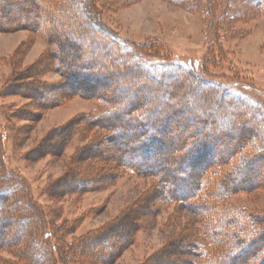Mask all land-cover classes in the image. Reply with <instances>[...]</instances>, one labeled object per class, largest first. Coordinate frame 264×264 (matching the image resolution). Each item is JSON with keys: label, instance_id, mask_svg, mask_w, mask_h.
Wrapping results in <instances>:
<instances>
[{"label": "trees", "instance_id": "trees-1", "mask_svg": "<svg viewBox=\"0 0 264 264\" xmlns=\"http://www.w3.org/2000/svg\"><path fill=\"white\" fill-rule=\"evenodd\" d=\"M22 1L27 5H20L19 0H0V3L6 8L17 5L32 16L30 23L25 21L24 24H28L25 27L48 43L52 60L47 64H55L64 80L63 85L53 88L43 84L26 88L27 98L43 103L44 93L48 92L52 97L50 102L56 105L74 97L97 101L106 111L86 120L90 130L103 131L105 137L86 151L82 159L107 162L117 169L155 181L142 203L107 229L91 232L72 243H66L63 236L61 241H56L62 249V264H114L135 244L141 221L153 214L154 205L174 203L194 213L202 240L194 244L173 242V250L165 251L147 264H264V215L260 217L226 203V198L232 194L264 188V179L255 182L259 177L258 168L264 166V110L248 97L238 95L235 88L203 79L193 67L174 58L147 56L143 51L145 45L121 38L102 23L94 0ZM109 1L104 6L117 9L124 2L133 5L139 0ZM170 1L177 5L185 2ZM242 2L254 4L264 12V0ZM6 8L0 7V12ZM80 79L88 82L119 80L127 90L132 88V92L123 99L106 89L97 95L76 94L70 83H79ZM118 88L124 87L119 85ZM50 89L61 91L51 95ZM163 96L169 101L160 102ZM184 118L190 121L185 127L189 136L178 147L170 144L166 147L164 138L169 132V123L179 125ZM73 123L45 140L40 149L35 150L36 159L60 155L70 141ZM162 147L173 152L169 162L172 168H152L133 161L142 154L154 159L158 149L157 159L165 161L167 151L162 152ZM207 148L215 149L218 157L203 164L200 154H205ZM221 148H224L222 153ZM188 166L192 168L189 173ZM102 179L90 177L78 186L68 183L59 190L52 188L50 195L59 198L77 194ZM187 179H192L193 183ZM5 201L0 202V251L17 250L23 242L19 238H22L26 221L36 226V221L46 220V214L36 203L6 205L9 200ZM67 226L60 227L66 235L73 231ZM15 230L21 234L13 238L15 243L9 244L7 237ZM46 236L48 240L43 234L36 240L37 248L44 254H39V250L31 252L30 257L27 256L29 260L19 254L22 264H58L54 250L48 246L53 233ZM193 249L199 252H192Z\"/></svg>", "mask_w": 264, "mask_h": 264}, {"label": "rangeland", "instance_id": "rangeland-1", "mask_svg": "<svg viewBox=\"0 0 264 264\" xmlns=\"http://www.w3.org/2000/svg\"><path fill=\"white\" fill-rule=\"evenodd\" d=\"M94 2L102 23L121 38L145 45L143 51L147 56L174 58L193 67L203 79L235 88L238 95L248 97L264 110V12L254 4L242 0H185L177 5L170 0H139L133 5L124 2L117 9H109L104 6L109 0ZM19 3L27 5L22 0ZM0 7L6 8L2 2ZM30 18L32 16L17 5L0 12V202L9 200L6 205L36 203L45 211L46 220L36 221V226L26 221L22 238H19L23 240L21 247L1 250L0 264H22L19 254L26 259L31 252H37L38 235L43 234L48 240L46 233H53L48 246L54 250L57 263L62 264V249L56 241H61L63 236L66 243H72L91 232L107 229L142 203L155 181L117 169L107 162L82 159L86 151L105 137L103 131L90 130L86 120L106 111L97 101L74 97L56 105L50 102L52 97L48 92L44 93L43 103L27 98L26 88L38 84L53 88L64 83L55 64H47L52 60L48 43L25 27L28 26L25 21L30 23ZM80 81L70 83L76 94L97 95L106 89L123 99L132 92V88L127 90L119 80ZM119 85L124 88L118 90ZM60 91L49 90L51 95ZM129 100L134 101V98L129 97ZM164 101H169L166 96L160 98V102ZM184 119L179 125L168 121L166 147L167 144L178 147L189 136L185 127L190 121ZM71 123L72 136L66 149L58 156L36 159L35 150ZM121 133L126 135V132ZM165 150L162 147V152ZM156 151L154 159L142 154L133 161L152 168H172L169 163L174 156L172 150H166L167 161L157 159L159 149ZM217 154L215 149L207 148L205 154H200L201 162L216 159ZM28 155L31 156L28 158ZM191 169L188 166L186 171L189 173ZM258 169L261 171L257 170L256 183L264 179V166ZM90 177L104 179L77 194L59 198L50 195L52 188L59 190L68 183L78 186ZM186 181L193 183L192 179ZM226 203L261 217L264 215V188L232 194L226 198ZM154 207L153 214L141 221L135 244L114 264H147L165 251L173 250V242L194 244L202 240L198 220L188 208L175 203ZM64 224L73 229L68 235L60 229ZM19 234L16 230L9 233V244L15 243L13 238L17 239ZM38 253L44 254L41 248Z\"/></svg>", "mask_w": 264, "mask_h": 264}]
</instances>
